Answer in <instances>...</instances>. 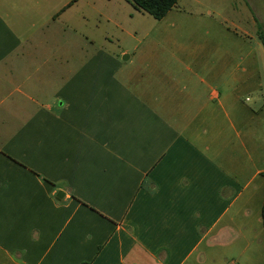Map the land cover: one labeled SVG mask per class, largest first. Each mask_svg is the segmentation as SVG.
I'll return each mask as SVG.
<instances>
[{"label":"crops","instance_id":"1","mask_svg":"<svg viewBox=\"0 0 264 264\" xmlns=\"http://www.w3.org/2000/svg\"><path fill=\"white\" fill-rule=\"evenodd\" d=\"M223 11L0 0V264H264V31Z\"/></svg>","mask_w":264,"mask_h":264},{"label":"rangeland","instance_id":"2","mask_svg":"<svg viewBox=\"0 0 264 264\" xmlns=\"http://www.w3.org/2000/svg\"><path fill=\"white\" fill-rule=\"evenodd\" d=\"M202 1H211L214 2L216 4H218L220 6L221 10H225L223 11V13H225L224 15H228V18L230 19H235L236 22H238L239 20L241 22H245L246 23V27L248 25L249 20L254 19V15H256L262 23H260L263 31H264V0H248L251 5H252V14L251 11L249 10V8H245L242 5V0H202ZM143 17H148V15H146L145 13L141 12L140 14V18ZM255 20V19H254ZM252 22V21H251ZM255 29L257 30V28L255 27ZM253 39H252V53H253V62L257 65V67L259 68L262 78L264 75V51L262 48V45L260 43V41L257 38V35H252ZM251 98L253 100H258L260 102V104H262L264 106V88H262V90H260L257 95H252Z\"/></svg>","mask_w":264,"mask_h":264},{"label":"trees","instance_id":"3","mask_svg":"<svg viewBox=\"0 0 264 264\" xmlns=\"http://www.w3.org/2000/svg\"><path fill=\"white\" fill-rule=\"evenodd\" d=\"M178 0H127L135 9L146 13L156 20L161 19L174 7ZM259 40L264 50V35L259 33ZM261 220L264 236V194L261 208Z\"/></svg>","mask_w":264,"mask_h":264},{"label":"water","instance_id":"4","mask_svg":"<svg viewBox=\"0 0 264 264\" xmlns=\"http://www.w3.org/2000/svg\"><path fill=\"white\" fill-rule=\"evenodd\" d=\"M61 197H63V193L58 192V193H57V198H61Z\"/></svg>","mask_w":264,"mask_h":264}]
</instances>
